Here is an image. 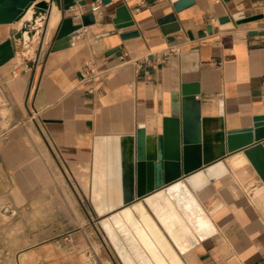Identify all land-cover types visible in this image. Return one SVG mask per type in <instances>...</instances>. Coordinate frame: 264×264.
Here are the masks:
<instances>
[{"label": "crops", "instance_id": "obj_1", "mask_svg": "<svg viewBox=\"0 0 264 264\" xmlns=\"http://www.w3.org/2000/svg\"><path fill=\"white\" fill-rule=\"evenodd\" d=\"M94 1L68 10L53 2L25 49L24 17L0 23V44L11 39L15 51L0 67L11 76L8 98L18 115L0 133V208L19 214L63 186L77 206L74 216L85 219L86 240L104 237L93 200L99 152L109 165L111 138L133 136L139 126L162 133L163 119L181 110L182 86L197 84L204 164L183 176L194 209L184 213L187 200L168 196L159 219L147 202L154 195L141 201L183 264H264V142L215 157L227 130L252 126L264 110V34H250L264 30V0H194L180 11L176 0H110L93 23L53 50L63 18L79 23ZM171 13L175 21L159 23ZM126 20L133 24L116 28ZM89 67L103 76H88ZM57 249L50 242L35 251L61 264Z\"/></svg>", "mask_w": 264, "mask_h": 264}, {"label": "water", "instance_id": "obj_2", "mask_svg": "<svg viewBox=\"0 0 264 264\" xmlns=\"http://www.w3.org/2000/svg\"><path fill=\"white\" fill-rule=\"evenodd\" d=\"M36 0H0V23H10L22 19L28 11L35 5ZM39 0L38 5L40 4ZM50 8L53 2L60 9L68 10L74 7L77 2L82 0H47ZM110 0H103L108 3ZM194 0H176L174 2L175 11L192 4ZM228 1V0H225ZM237 14L235 17L240 18L250 15L252 11ZM48 11V10H47ZM50 11V10H49ZM49 11L41 18V25L37 27V35L41 33ZM95 14L90 11L81 14L80 22L74 24L73 17H64L56 40L53 45V50L59 49L67 45L72 36L78 33L83 26L89 25L95 21ZM229 19L228 16L221 18L224 22ZM175 21V14L171 13L159 20L160 24H166ZM133 24L132 20H126L116 23V28ZM138 32H128L122 34V38L137 35ZM251 35L264 34V30L253 31ZM22 47H29L32 39L24 40L23 27L20 31ZM14 46L11 39L5 40L0 44V64L10 60L14 56ZM24 52L23 55H25ZM198 91L197 84L182 86L181 110L172 116L163 119L162 133L157 136L148 135L143 126H139L136 134L133 136H121L118 139L111 138L112 145L116 147V152L112 154L110 147L109 165L106 163V156L102 151L98 154L99 164L95 171L94 186L106 185L111 179L117 182L121 190V204L118 207L128 205L135 200H144L146 197L153 196L158 192H163L166 195L169 190L177 185H184V178L189 177L195 171L203 167V147L204 140L202 134V119L200 115L199 102L195 99V93ZM129 137L132 139V154L130 161L125 159L123 139ZM151 138V139H150ZM151 140V141H150ZM115 141V142H114ZM264 142V110L262 113L253 116V124L250 127L231 129L226 131V137L220 142L219 150L215 154L216 158L221 157L226 152L231 153L255 142ZM112 154V159H111ZM117 163L114 169L112 162ZM113 173H110V170ZM108 171V177L105 178L103 172ZM127 182L131 187V195L127 196ZM93 186V188H94ZM96 193L93 190V200L95 203ZM117 207V208H118ZM115 208V209H117ZM115 209L108 212L100 213L102 216L100 224L104 232L103 218ZM107 234V233H106ZM108 236V235H107ZM114 250L123 264L116 245L109 238Z\"/></svg>", "mask_w": 264, "mask_h": 264}, {"label": "rangeland", "instance_id": "obj_3", "mask_svg": "<svg viewBox=\"0 0 264 264\" xmlns=\"http://www.w3.org/2000/svg\"><path fill=\"white\" fill-rule=\"evenodd\" d=\"M10 77L0 67V133L18 121L8 98ZM51 195L47 203L36 204L19 214L0 208V264H50L52 261L47 256L35 251L50 242H56L57 260L61 264H123L106 235L99 234L97 238L94 234L91 241L86 240L87 236L80 230L85 219L74 216L77 206L71 203L63 186ZM90 206L87 203L89 209ZM87 226L88 232L91 223ZM72 232L76 233L74 241H71ZM25 250L31 255L25 257L22 254Z\"/></svg>", "mask_w": 264, "mask_h": 264}, {"label": "bare ground", "instance_id": "obj_4", "mask_svg": "<svg viewBox=\"0 0 264 264\" xmlns=\"http://www.w3.org/2000/svg\"><path fill=\"white\" fill-rule=\"evenodd\" d=\"M47 2V0H41L39 5L38 3H35V5L24 16L21 27H23L25 42H27L29 38H32V36L37 32L36 28L41 25V18L45 16L48 12L47 10H49ZM123 145L125 159L130 161L132 154V139L129 137H124ZM111 152L112 154L116 152V147L114 145L111 146ZM110 173H113L112 169L110 170ZM103 175L105 178H107L108 171L103 172ZM103 183L104 182H102V185L99 187L94 186L93 188L94 192L96 193L95 206L100 213L108 212L117 208L121 204V190L120 186L117 185V182L111 179L104 186ZM126 188L127 196H130L131 187L129 186L128 182ZM168 196H171L176 200H187H183L185 202L184 210H186L184 213L187 211L192 212V209H194L193 205H195V203H193V197L187 190L185 184H177L169 190L167 195L163 192H159L153 197L147 199V202L154 208L157 215L159 216V219L161 218L160 212L162 210L160 208L162 206L161 202L164 199L168 200L170 198H168ZM181 208L183 207L181 206ZM102 222L107 233H105L106 237L108 240L110 238L116 245L117 250L125 264H183L179 255L174 250L143 201L135 200L128 205L118 207L109 213V215L105 216Z\"/></svg>", "mask_w": 264, "mask_h": 264}, {"label": "built area", "instance_id": "obj_5", "mask_svg": "<svg viewBox=\"0 0 264 264\" xmlns=\"http://www.w3.org/2000/svg\"><path fill=\"white\" fill-rule=\"evenodd\" d=\"M102 5H103V0H95L93 2V5H92V12L97 15L101 12V8H102ZM179 49L178 48H172L170 50V53H176L178 52ZM86 74L96 80H99L102 76H103V73L101 71H98L96 70L95 68L93 67H89L88 68V71L86 72ZM264 83V81H263Z\"/></svg>", "mask_w": 264, "mask_h": 264}]
</instances>
